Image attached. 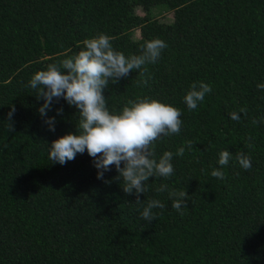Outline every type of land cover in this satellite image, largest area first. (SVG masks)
<instances>
[{"label": "trees", "instance_id": "trees-1", "mask_svg": "<svg viewBox=\"0 0 264 264\" xmlns=\"http://www.w3.org/2000/svg\"><path fill=\"white\" fill-rule=\"evenodd\" d=\"M155 6L171 11L172 21L155 16ZM98 33L126 56L153 38L168 45L148 66V86L137 87L132 72L104 92L110 109L137 96L181 109V132L157 141L156 156L185 141L193 148L174 155L171 178L149 179L140 199L165 203L151 223L134 195L97 179L86 151L65 165L47 159L53 140L75 132L78 114L63 99L54 103L49 131L38 112L43 100L25 86ZM196 80L213 91L189 111L183 98ZM261 83L264 0H0V264H264V123L252 124L264 117ZM10 104L13 132L5 122ZM242 107L247 117L231 120ZM249 136L254 148L245 147ZM225 149L233 159L220 180L211 171ZM240 151L251 155V169L236 162ZM116 175L113 166L105 179ZM161 183L187 190L183 216L156 192Z\"/></svg>", "mask_w": 264, "mask_h": 264}, {"label": "clouds", "instance_id": "clouds-1", "mask_svg": "<svg viewBox=\"0 0 264 264\" xmlns=\"http://www.w3.org/2000/svg\"><path fill=\"white\" fill-rule=\"evenodd\" d=\"M112 37L105 33L84 39L78 53L68 56L58 62L49 63L46 69L34 73L26 87L35 92L36 99L43 100L38 108L43 122L48 130L55 132L56 116H48L54 103L63 99L69 107L76 110L78 120L75 132H68L53 140L48 145L47 159L55 164L65 165L76 158L77 154L85 151L92 158L93 166L97 169V179L105 184L116 181L126 195L135 196V204L142 206L140 218L151 223L156 220L154 209L163 210L165 203L156 198L141 200V194L148 190L150 178L165 180L174 175L172 163L174 155L182 157L187 150H192V141H185L175 153L164 151L156 156V142L163 137H171L181 132L182 112L172 104L161 102L150 96H137L128 99L119 110L110 109L105 89L109 84H118L120 80L136 72L137 87H145L152 80L149 65H155L161 57L162 51L168 47L160 38L146 40L139 54L126 56L116 50L112 44ZM257 88L264 90V83L257 84ZM213 91L212 86L203 80L192 81L183 100L189 111L196 110L205 96ZM7 113V131L13 132V115L15 105H9ZM63 107L56 109V115H63ZM243 113L247 117L248 109L242 107L230 113L229 118L239 121ZM264 123V117L253 119L252 124ZM253 138L248 137L247 148H254ZM233 159L232 152L225 149L219 153V168H213L211 176L220 180L225 179L221 170ZM236 162L244 170L252 167L251 155L243 151L235 155ZM115 167L118 175L112 179H105V173ZM156 192L167 193L168 199L181 216L188 207L189 197L186 189L176 190L161 183Z\"/></svg>", "mask_w": 264, "mask_h": 264}, {"label": "rangeland", "instance_id": "rangeland-1", "mask_svg": "<svg viewBox=\"0 0 264 264\" xmlns=\"http://www.w3.org/2000/svg\"><path fill=\"white\" fill-rule=\"evenodd\" d=\"M136 12L141 15L144 14V10L141 7H137ZM151 12H153V14L157 16L158 18H160L162 21L168 22V21H172L173 19L172 12L165 10L164 7L162 6L153 7ZM133 36L135 39L139 37L138 29L133 30Z\"/></svg>", "mask_w": 264, "mask_h": 264}]
</instances>
